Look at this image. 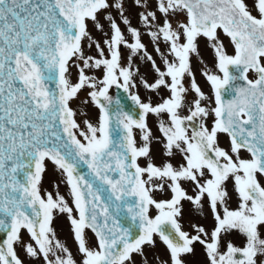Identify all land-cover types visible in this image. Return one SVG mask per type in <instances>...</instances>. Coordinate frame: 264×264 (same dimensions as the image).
I'll return each mask as SVG.
<instances>
[{
    "label": "snow or ice",
    "instance_id": "snow-or-ice-1",
    "mask_svg": "<svg viewBox=\"0 0 264 264\" xmlns=\"http://www.w3.org/2000/svg\"><path fill=\"white\" fill-rule=\"evenodd\" d=\"M0 264H264V0H0Z\"/></svg>",
    "mask_w": 264,
    "mask_h": 264
},
{
    "label": "rangeland",
    "instance_id": "rangeland-1",
    "mask_svg": "<svg viewBox=\"0 0 264 264\" xmlns=\"http://www.w3.org/2000/svg\"><path fill=\"white\" fill-rule=\"evenodd\" d=\"M122 52H123L124 55H127V50L126 49H123ZM86 95H87L86 93H83L81 95V99L73 103L74 104V108H80L82 111L89 113L90 117L92 119H94L95 116H96V109L94 107L86 106V105H84L82 103V100L86 97ZM152 122H153V127H155V118L154 117L152 118ZM177 159H179V157ZM54 183L55 184H59L61 193L67 195L66 186L64 184L60 183L59 175L56 172H54L52 170V168H51V165H49V171L45 175V178H44V181H43V186L48 191H53V184ZM186 208H190V206L186 205ZM195 222L208 223L209 221H205L204 217L200 216L199 214H193L192 212L186 213L185 219H184L185 228L187 229L188 225L190 223H195ZM54 226L57 228V232H58L59 236L61 238H67V242L71 245V239L68 238V228L67 229L66 228H62V226H66V227L68 226L66 218L63 217V216L58 217L54 221ZM25 238L27 239V237H25ZM198 254L201 257H203L202 251H198Z\"/></svg>",
    "mask_w": 264,
    "mask_h": 264
}]
</instances>
